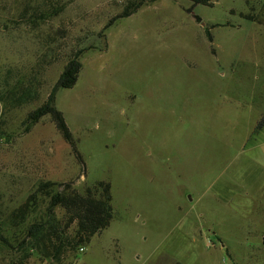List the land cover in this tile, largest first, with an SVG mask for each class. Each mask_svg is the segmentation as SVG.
Segmentation results:
<instances>
[{
    "label": "rangeland",
    "instance_id": "rangeland-1",
    "mask_svg": "<svg viewBox=\"0 0 264 264\" xmlns=\"http://www.w3.org/2000/svg\"><path fill=\"white\" fill-rule=\"evenodd\" d=\"M0 0V264H264V0ZM56 91L80 155L50 116ZM263 121V122H262ZM111 185L87 243L37 186Z\"/></svg>",
    "mask_w": 264,
    "mask_h": 264
},
{
    "label": "trees",
    "instance_id": "trees-1",
    "mask_svg": "<svg viewBox=\"0 0 264 264\" xmlns=\"http://www.w3.org/2000/svg\"><path fill=\"white\" fill-rule=\"evenodd\" d=\"M193 5L212 4L215 0H191ZM143 0L132 1L126 5L123 11L116 15L107 25L109 27L116 19L122 16H128L134 13L142 4ZM85 50H79L71 59H69L64 70L59 76L54 87L50 91L47 99L36 109L28 114L27 122L35 123L44 116H50L60 131L63 138L70 144L78 158L75 140L72 131L65 119L63 112L55 104L56 91L60 88L73 87L78 79L81 63L78 59L79 54ZM263 122V121H262ZM50 182L40 183L35 191L29 195L24 206L33 205L40 195L48 196L51 206H60L65 211L68 223H75L76 244L89 242L90 238L97 232L102 231L109 226L113 218V205L111 185L108 181H97L86 187L83 192L76 190L71 186L53 191ZM173 264H181L179 262Z\"/></svg>",
    "mask_w": 264,
    "mask_h": 264
}]
</instances>
